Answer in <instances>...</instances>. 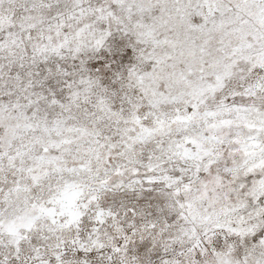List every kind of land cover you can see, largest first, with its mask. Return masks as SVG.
Listing matches in <instances>:
<instances>
[{"label": "snow or ice", "instance_id": "1", "mask_svg": "<svg viewBox=\"0 0 264 264\" xmlns=\"http://www.w3.org/2000/svg\"><path fill=\"white\" fill-rule=\"evenodd\" d=\"M0 264H264V0H0Z\"/></svg>", "mask_w": 264, "mask_h": 264}]
</instances>
